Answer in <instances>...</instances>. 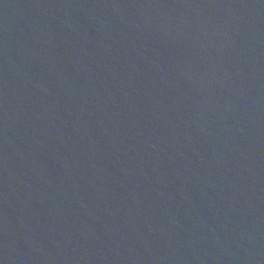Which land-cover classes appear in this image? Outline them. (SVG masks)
I'll use <instances>...</instances> for the list:
<instances>
[{
    "label": "water",
    "instance_id": "95a60500",
    "mask_svg": "<svg viewBox=\"0 0 264 264\" xmlns=\"http://www.w3.org/2000/svg\"><path fill=\"white\" fill-rule=\"evenodd\" d=\"M0 264H264V0H0Z\"/></svg>",
    "mask_w": 264,
    "mask_h": 264
}]
</instances>
